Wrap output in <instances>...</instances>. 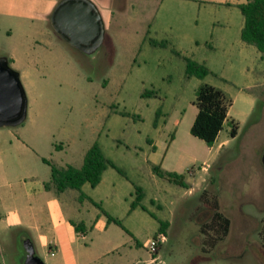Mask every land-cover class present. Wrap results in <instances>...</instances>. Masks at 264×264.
<instances>
[{
  "label": "rangeland",
  "instance_id": "obj_1",
  "mask_svg": "<svg viewBox=\"0 0 264 264\" xmlns=\"http://www.w3.org/2000/svg\"><path fill=\"white\" fill-rule=\"evenodd\" d=\"M246 1L95 0L106 18L105 36L100 48L86 55L51 28L48 17L55 0H0V57L15 61L11 67L27 98L24 123L0 128V164L12 174L0 182V259L5 264H23V243L29 240L24 228L12 224L9 212L28 202L18 176L48 175L41 160L57 168L80 167L94 143L124 173L108 168L106 174L120 182V214L137 186L150 220L170 223L152 264H264L259 236L264 215V59L256 61L255 48L241 42L237 31L243 17L232 5ZM150 40L166 45L152 46ZM198 54L217 77L186 78L184 57L200 59ZM204 83L230 96L229 116L239 122L236 137H230L225 125L212 149L190 134L197 114L195 92ZM144 92L155 95L144 97ZM171 134L174 142L160 167L171 172L169 164L177 154L187 153L179 174L188 188L151 171L161 164ZM224 140L226 146L217 154ZM203 191L217 196L220 211L231 221L225 240L207 251L203 241L211 232L203 235L200 226L211 211L200 200ZM75 194H63L62 203ZM132 230L134 256L148 264L149 229ZM128 235L120 230V241H128ZM35 250L44 264H51L46 244L36 242Z\"/></svg>",
  "mask_w": 264,
  "mask_h": 264
},
{
  "label": "crops",
  "instance_id": "obj_2",
  "mask_svg": "<svg viewBox=\"0 0 264 264\" xmlns=\"http://www.w3.org/2000/svg\"><path fill=\"white\" fill-rule=\"evenodd\" d=\"M242 3L245 2H236L232 5L237 8V5ZM224 5L229 6L231 4L225 3ZM242 27L243 22L237 31L239 38ZM150 42L164 43V41L157 42L154 40H150L149 44ZM204 47L206 48V46ZM202 56L203 55L198 54L200 59L184 57V61L190 59L202 64L210 71L208 76L217 77V75L209 69L207 60ZM8 59L11 61V64L15 63L12 58ZM258 59H264V54H260L256 50L255 60L257 61ZM218 78L224 84H229L227 80L221 77ZM228 117L236 121L229 116V111ZM236 122L239 125V122ZM225 125L227 124H224V126ZM171 136L173 135L171 134ZM171 136L169 137L168 147L165 150L159 166L167 159L169 148L174 142V136L172 139ZM0 137H2V133H0ZM216 141L217 139L215 142ZM226 143L227 140H224L218 144L216 148L217 154H220L225 148ZM212 146L210 149H212ZM150 147L152 150L154 149L153 145ZM174 154L175 153H173V156ZM186 158H188L187 153H178L176 162L169 164L173 167L171 172L179 174ZM41 161L50 169V166L44 162V160ZM191 163H196V159L192 158ZM168 169L167 166H163L162 168L164 171ZM202 169L204 170V168ZM107 172V170L104 171L102 179L96 187L93 188L85 184L79 191L71 190L76 192V194L74 197H70L69 202L66 204L62 203L61 196L67 194L69 190L60 194H55L53 190H46L44 187L51 179V170L48 175L40 179L28 173L19 175L18 179L22 181L25 198L28 202L25 206L13 207L9 211L13 217L12 224L24 228V232L29 236L28 238L32 242L34 249H36V242L46 244L48 249L46 256L48 259L51 258V264H140V260L135 258L132 249V240L134 241L136 238V234L132 232V227L139 228V226H143L149 229L148 234H146V240L149 241L157 234L159 221H168L155 219L156 222H152L150 216L147 215L148 213H145L142 208L139 209V207H137L135 209H130V204L134 200V196L131 193L129 197L132 198L128 202L127 209L120 214V182L118 179H115L114 176L107 178ZM8 174L12 175L11 172H8L7 169H4L0 164V182H7ZM27 180H30V182H27ZM11 197L13 198V196ZM92 202L99 204L104 213L118 221L122 227L115 222L108 221L107 217L101 212V209L94 206ZM149 202L153 204L154 200H150ZM156 208L161 209V206L158 204ZM72 223L79 225V231L75 230ZM168 224L170 225L169 222ZM120 230L130 234L128 235L130 238L128 241H120ZM167 230L165 232L166 237ZM135 246H138V244L135 243ZM121 249H128V252L120 253ZM158 253L159 252H157L154 258L149 255L151 260L148 264L157 262Z\"/></svg>",
  "mask_w": 264,
  "mask_h": 264
},
{
  "label": "trees",
  "instance_id": "obj_3",
  "mask_svg": "<svg viewBox=\"0 0 264 264\" xmlns=\"http://www.w3.org/2000/svg\"><path fill=\"white\" fill-rule=\"evenodd\" d=\"M237 8L243 17V27L240 32L241 41L246 45L255 47L260 54H264V0H248L245 3L238 4ZM150 44L160 47L166 45V43L156 42H150ZM9 62L11 64L10 60ZM185 63L186 78L195 77L203 80L210 74V71L202 64L190 59H186ZM149 95L153 96L155 93L144 92L142 94L144 97H148ZM193 103L197 109L196 117L190 128V134L193 137L203 141L208 147H211L223 129L224 124H227L230 129V137H236L239 125L236 121L228 117L232 100L227 93L212 85L201 84L195 92ZM172 138L173 136H171ZM260 161L264 168V147L260 154ZM44 162L50 166L51 170V179L44 187L46 190H53L55 194H60L67 190L79 191L85 184L94 188L100 183L104 171L108 168H113L120 175L124 176L122 170L104 156L97 143L92 144L86 151L80 167L66 166L65 168H57L45 160ZM151 171L155 176L169 183L188 188L183 174L164 171L159 165H152ZM187 172L189 173L190 171ZM134 193L135 196L130 204V209L142 208L143 192L140 187L134 186ZM200 200L204 207L211 211L209 221L200 226V231L203 235L206 234V231L208 232L210 230L211 232L209 236L207 233L203 241L207 251L213 249L217 244L225 240L230 231L231 221L220 211L219 200L216 195L203 191L200 195ZM92 204L100 208L99 204L93 202ZM101 212L107 217L108 221L115 222L122 227L118 221L107 216L102 209ZM168 225L166 221H159L157 234H165ZM72 226H74L75 230L79 231V225L72 223ZM259 236L264 243V215L261 219ZM160 247L161 245L158 246V250Z\"/></svg>",
  "mask_w": 264,
  "mask_h": 264
},
{
  "label": "water",
  "instance_id": "obj_4",
  "mask_svg": "<svg viewBox=\"0 0 264 264\" xmlns=\"http://www.w3.org/2000/svg\"><path fill=\"white\" fill-rule=\"evenodd\" d=\"M53 31L69 46L86 54L103 43L105 28L100 13L90 0H60L50 14ZM27 117V98L19 73L6 56L0 57V128L22 125ZM23 264H44L35 255L30 240L23 243Z\"/></svg>",
  "mask_w": 264,
  "mask_h": 264
},
{
  "label": "built area",
  "instance_id": "obj_5",
  "mask_svg": "<svg viewBox=\"0 0 264 264\" xmlns=\"http://www.w3.org/2000/svg\"><path fill=\"white\" fill-rule=\"evenodd\" d=\"M207 167V165H204L203 168L205 169ZM166 235L163 233H158L156 234L152 239H150L146 246L145 249L147 251V253L154 258L155 255L158 252V246L162 245L164 243H166ZM0 264H5L3 260L0 259Z\"/></svg>",
  "mask_w": 264,
  "mask_h": 264
},
{
  "label": "flooded vegetation",
  "instance_id": "obj_6",
  "mask_svg": "<svg viewBox=\"0 0 264 264\" xmlns=\"http://www.w3.org/2000/svg\"><path fill=\"white\" fill-rule=\"evenodd\" d=\"M60 0H55V2L53 3V8L58 4V2H59ZM90 1H92L93 3H94V5L96 6V3L94 2L95 0H90ZM96 8H97V6H96ZM98 9V8H97ZM99 11V10H98ZM52 12V11H51ZM100 13V12H99ZM113 15V13H111V16ZM100 16H101V14H100ZM48 19H49V23H50V15H49V17H48ZM101 19H102V21H103V24H104V20H106V18H102V16H101ZM24 252V251H23ZM24 258H25V253H24Z\"/></svg>",
  "mask_w": 264,
  "mask_h": 264
}]
</instances>
